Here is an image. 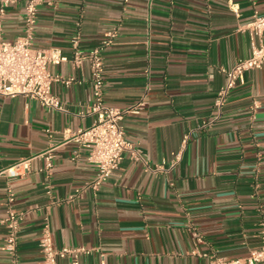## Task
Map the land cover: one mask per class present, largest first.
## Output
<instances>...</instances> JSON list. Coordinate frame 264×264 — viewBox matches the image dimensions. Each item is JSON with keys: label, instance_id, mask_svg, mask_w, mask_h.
Instances as JSON below:
<instances>
[{"label": "crops", "instance_id": "1", "mask_svg": "<svg viewBox=\"0 0 264 264\" xmlns=\"http://www.w3.org/2000/svg\"><path fill=\"white\" fill-rule=\"evenodd\" d=\"M25 4L7 7L5 39L25 34ZM263 13L264 0H44L33 46L69 57L51 67L63 78L53 91L64 110L0 97V264L11 263L3 249L10 194L22 214L17 264L42 260L46 226L55 247L90 250L81 256L90 264H209L260 248L264 63L220 112L214 101L222 69L250 55L257 39L247 24ZM74 39L84 55L101 48L104 102L128 110L122 124L144 153V161L125 154L97 190L87 187L97 173L88 149L67 138L95 119L91 63L72 59ZM24 160L27 170L8 172Z\"/></svg>", "mask_w": 264, "mask_h": 264}, {"label": "built area", "instance_id": "2", "mask_svg": "<svg viewBox=\"0 0 264 264\" xmlns=\"http://www.w3.org/2000/svg\"><path fill=\"white\" fill-rule=\"evenodd\" d=\"M44 0H26L24 21L26 32L14 41L3 36V20L7 7L14 0H0V97L27 96L38 100L47 108L64 110L60 98L54 93L53 86L63 78L51 70L52 66L69 60V57L58 48H36L33 46L34 28L38 18L39 6ZM253 38L248 57L238 60L232 67L223 68L226 83L217 93L214 104L220 112L227 101L230 92L239 84L245 83V73L262 67L264 63V13L254 14L247 24ZM76 47L72 59L80 63L85 57L91 63V77L93 81V104L90 113L95 116L93 123L87 127H79L67 134L69 140L88 149V159L97 167L96 176L87 184L88 188L97 190L119 169L125 154L131 158L144 161V153L126 134L122 121L128 110L107 105L104 102V60L101 48L97 47L84 55L77 48L78 40L74 39ZM66 84L71 79L64 80ZM254 107H259L258 102ZM136 112V111H134ZM53 149L45 152V169L50 172L54 167ZM29 168L28 160L15 164L8 172L13 175L21 174ZM13 194L8 196V211L3 219L7 233L3 249L11 257L10 264H17L18 234L22 221V214L17 212L13 203ZM42 260L38 264H61L60 260L69 258L68 264L83 263L81 256L90 252L83 246L55 247L52 233L48 226L43 230L40 239ZM209 264H264V243L242 258L213 257Z\"/></svg>", "mask_w": 264, "mask_h": 264}]
</instances>
